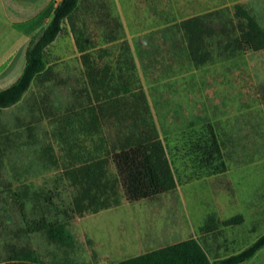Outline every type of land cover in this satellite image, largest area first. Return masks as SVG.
Listing matches in <instances>:
<instances>
[{"label": "rangeland", "instance_id": "374dc122", "mask_svg": "<svg viewBox=\"0 0 264 264\" xmlns=\"http://www.w3.org/2000/svg\"><path fill=\"white\" fill-rule=\"evenodd\" d=\"M237 3L264 28V0L82 1L46 48L44 73L20 103L0 110V263L21 254L39 264H115L156 249L161 220L169 230L164 245L192 231L206 234L215 258L238 253L264 234V50L227 48L237 37ZM194 16H204L214 30L205 41L211 60L202 66L190 61L186 36L177 27ZM77 37L88 62L81 59ZM126 44L127 52L120 49ZM131 58L133 67L126 61ZM206 124L218 137L226 170L187 180L176 153L180 137ZM152 127L174 158L177 189L151 201L123 202L99 220L103 239L131 238L132 247L141 239L145 249L112 256L106 244L87 236L58 246L30 232L41 219L71 220L70 231L83 229L68 214L76 187L66 170L134 144ZM48 147L55 164L45 157ZM187 214L185 233L173 235L172 224ZM238 216L239 223L220 224ZM209 218L213 229L200 231Z\"/></svg>", "mask_w": 264, "mask_h": 264}, {"label": "trees", "instance_id": "16d2710c", "mask_svg": "<svg viewBox=\"0 0 264 264\" xmlns=\"http://www.w3.org/2000/svg\"><path fill=\"white\" fill-rule=\"evenodd\" d=\"M80 0H61L54 9L53 16L42 34L32 40L25 53V66L18 80L10 87L0 90V110L14 106L21 101L30 88L32 81L46 69L45 50L62 30L64 21H68L78 10ZM233 16L237 20V37L227 45L235 50L258 52L264 50V28H262L242 4L233 6ZM204 16H194L181 20L177 27L186 36V47L190 61L201 66L211 60L205 48V41L214 33L213 28L204 20ZM81 59L89 61L86 49L75 39ZM127 52V49H125ZM128 65L133 67L131 59ZM138 96L145 109V98L140 88ZM179 163L188 169L187 180H199L225 172V164L218 137L211 124L189 131L180 137ZM2 149L0 147V158ZM45 157L55 164L52 148L45 150ZM176 161V160H175ZM111 166V172L107 166ZM174 158L169 156L163 142L150 128L132 145L122 147L105 158L92 160L79 167L66 170L76 194L72 198V213L82 217L85 213H95L120 205L121 196L128 203L153 200L156 197L174 191L178 186ZM121 195V196H120ZM212 219H208L200 231L212 230ZM241 216L221 221L223 226L239 223ZM32 233L44 234L48 241L58 246H71L73 240L61 223H50L44 219L32 223ZM29 232V233H30ZM264 247V234L246 249L223 259L210 262L206 252L197 239L174 243L150 252L118 261L115 264H242L252 258ZM0 264H39L29 255L16 254ZM112 264V263H110Z\"/></svg>", "mask_w": 264, "mask_h": 264}, {"label": "crops", "instance_id": "0c3cea01", "mask_svg": "<svg viewBox=\"0 0 264 264\" xmlns=\"http://www.w3.org/2000/svg\"><path fill=\"white\" fill-rule=\"evenodd\" d=\"M82 1L83 0H80L78 10H79V7ZM60 2L61 0H0V90L10 87L13 83H15L18 80L25 66V53H26L29 43L42 34V32L48 26V24L50 23L52 19L54 9L60 4ZM121 48L123 51H125V49H127V51L130 49L129 45L127 44L120 47V49ZM186 50H187V47H186ZM131 61H132V64L134 65V59L131 58ZM32 83H31V86H32ZM30 88L23 95L22 99L29 92ZM144 98H145V105H146L145 110L147 112L148 104L146 101L145 94H144ZM21 101H19L18 103H20ZM17 104H15L14 106H16ZM14 106H11V107H14ZM123 200L124 199L121 198V203L118 206L110 207L107 209H101L95 213H88L90 215H93L91 217L87 213L83 214L82 217L75 216L74 217L76 219L75 222L79 224L77 226H80V224L82 223V227H83V229L80 228L78 233L76 232L74 233L68 229V224L70 223L71 220L65 221L61 224L65 226L66 230L71 235L73 240H74V237L76 240V237L78 234L82 236H87L89 239H91L94 242H100L102 244H106L107 248H104V249L106 250L108 249L107 252H111V254L114 253L112 256L116 255L115 253L119 254L127 249L136 250L137 248L141 246L145 249L147 247V242H144L141 239H139V244H136L135 247H132L131 238L130 240L126 241L125 239H123V237L117 236L116 239L107 241V239H103V237L101 236L102 234H101V230L99 227L102 226L103 223L99 221L100 217L106 214L110 215V213H112L111 211L124 206L125 204H123V202L126 203L127 205L128 202H126L125 200L123 201ZM142 201H151V200H142ZM136 203H128V204H136ZM187 206H188L187 204H183L185 211H186ZM68 214L69 216H72L73 215L72 210H68ZM184 216L185 217L181 219L179 216L178 225L172 224L171 233L173 235L174 234L179 235V234L185 233L184 231L185 226L183 225V223H185L186 221L189 222L190 216L189 214L184 215ZM172 217H174V215H172ZM163 221L164 220H161L158 223L156 236H155V243H154L157 246L156 249L162 248V247L174 244V243H178V242L187 240L189 238H193V239L198 240V242L200 243V245L206 252V255L211 263L225 258V257L215 258L213 255L214 249H211L212 246H207L206 244L209 242V238L205 236L206 234L194 235V231H192L193 234L191 235L188 234V236L184 239H181L177 242H174L168 245H164L163 244L165 240L164 235L168 234L169 230L166 229V232H165ZM158 228H159V231H158ZM38 234H41V233H38ZM204 236L206 240H202L204 239ZM209 252L212 255H210ZM242 264H264V247H262L259 251H257L256 254L252 258H250L249 260L245 261Z\"/></svg>", "mask_w": 264, "mask_h": 264}]
</instances>
